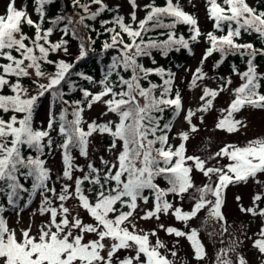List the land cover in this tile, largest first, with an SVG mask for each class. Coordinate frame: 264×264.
<instances>
[{"label": "snow or ice", "instance_id": "6c2138e0", "mask_svg": "<svg viewBox=\"0 0 264 264\" xmlns=\"http://www.w3.org/2000/svg\"><path fill=\"white\" fill-rule=\"evenodd\" d=\"M34 2L38 21H34L26 9H18L16 0H9L6 12L0 15V60L7 61L0 63V90L7 86L13 93L0 95V111L13 113L7 120L0 117V192L6 194L7 203L13 208H16L18 201L22 199V192L28 193V202L24 207H28L39 193L41 202L38 212L41 216L48 215V220L41 223L35 235L32 234L33 225L29 224L27 228L20 229L18 236L16 230L8 228L3 216L6 208L0 205V264H175V261L169 260L159 251L165 245L158 237L155 245L151 244L149 237L157 236L155 230L137 231L135 223L130 220L139 207L138 202L148 203L149 197L144 195V192H151L154 200L153 208L140 216L142 220H159L161 213L167 215L171 210V214L178 221H184L187 226V222L196 217L201 209L211 205L208 209L209 218L223 221V190L229 184L247 182L250 178H256L258 173H264V139L249 141L244 147L226 145L210 157H227L231 163L226 166L206 167L205 160L198 156L186 155L185 142L189 140L191 133L198 131L197 126L192 123V117L196 111L207 112L220 92L226 91L231 85V79L221 78L222 83L217 89L203 88L199 108L195 111L187 110L184 119L189 125V131L177 134L182 142L174 149L168 143L172 121L169 120L163 126L160 123L166 108H172L175 116L183 110L180 93L177 91L174 96L172 94L174 73L165 72L163 68H146L139 59L151 57L154 49H159L163 55H167L171 50L179 51L180 48L188 49L191 53L190 44L198 42L202 35H205L210 47L205 51L201 65L213 52L221 54V61L214 67H219L223 58L228 55H239L241 58L246 56L245 71L238 72L233 66V72L239 75L242 84L233 90L234 99L227 109V117L216 124L217 129L228 133L238 131L240 127L247 125L242 120L233 119L234 113L246 105L264 108V94L260 92V82L264 81V74L257 72L254 63L258 55L264 56V48H256L252 43L237 42L242 31L254 32L264 40V11L250 6L246 0H223L222 4L218 3V0H207L208 16L214 21L216 31L224 32L225 26L227 28L226 34L218 36L213 32L201 33L196 17L186 13L174 0H166L165 6L145 5L146 14L137 22L136 0H129L133 8L129 23H125L124 17L120 15H116L111 21H101L104 32L111 35V42L105 41L103 49H114L118 54L111 58L107 71L98 82L100 91L92 93L84 88L77 89L70 81L74 63L64 60L52 61L48 57L50 53L61 50L68 54V41L63 36L69 32L74 38L80 39L77 30L70 28V25L75 23L87 29L89 26L85 23L86 20L95 21L101 13L112 9L104 0H90V3L72 0L73 5L78 6L84 14L76 21L62 15L52 20L53 25L66 21L61 29L63 36L53 43L49 39L53 34V27H42L45 5L52 3V0ZM92 4L98 6L95 11H90ZM116 11L118 13V6ZM166 19L170 22L165 23ZM108 23L113 27H105ZM23 24L35 29L33 37L23 32ZM177 24L188 26L190 36L187 39L183 35H176L174 30ZM117 27L119 31L116 30ZM156 29H167L166 33H161L167 38L158 40L149 36L145 40V36ZM124 35L130 42L124 40ZM91 44H94L91 37H88L87 44L83 41L80 43V52L75 63L87 56ZM13 52L17 55H13ZM41 62L54 64L55 72L43 71ZM120 69L130 72V77L121 75ZM33 72L37 77L33 80L36 86L34 93L21 83L22 78L30 77ZM153 74L161 77L162 85L149 80V76ZM76 75L90 84L96 83L91 76L84 73ZM114 75L115 80L111 79ZM9 77H15V82ZM205 78L202 67H198L193 74L192 86H198L197 80ZM40 80H45L46 83H41ZM142 80L148 82V87L141 84ZM64 84H67L70 91L79 90L83 99L73 102L63 99ZM157 88L160 89L158 96ZM46 94L51 95L53 100H59L71 107L73 119L68 120L67 109L62 108L58 118L54 111L49 113L46 129L34 128V112L40 98ZM141 99L143 104L140 103ZM85 103L89 109L95 103H103L107 109L104 115L111 112L118 117V122L109 120L97 123L93 120L87 123L85 131L82 127L86 123L83 118ZM17 113L23 114L22 118H18ZM200 122L203 123V117ZM57 123L59 135L62 137V143L57 147L62 150L64 166L62 175L58 176L57 180L72 182L62 183L59 193L54 186L55 182L49 187L52 179L51 169L46 167L47 161L42 159L46 155V148L48 155L53 151L50 133ZM94 132L107 133L112 137L109 151L117 147V141L122 142V148L115 162L100 157L102 168H97L94 163L89 162L85 171L73 163L71 152L72 149H78L80 155L87 158L90 143L88 138ZM25 146L36 155L26 156L23 151ZM188 161H192L195 170L202 172L210 181L215 175V186L210 183L196 188L191 179L193 166H188ZM74 171L82 175L74 177ZM20 177L25 181L32 180L30 189L20 183ZM157 178H163L169 186L166 189L160 188L156 183ZM85 182L90 185L88 193L95 189L94 201L85 192ZM190 189H195L199 194L198 197H193L195 202L191 211L185 212L179 207H174L173 203L165 198L171 194L183 199ZM209 194L215 197L214 202L206 199ZM261 198L256 195L253 203ZM70 199L78 200L79 207L87 212L94 223H85L78 212L73 214L72 209L66 206ZM236 199L239 200L240 197ZM54 201H58V205L54 204ZM241 211L264 216V209L257 211L255 207H242ZM126 222L131 223V231L124 226ZM159 228L169 235L186 236L192 242L194 258H204L205 250L197 239L195 229L185 232L174 227L165 228L163 224H160ZM86 234H95L96 238L86 241ZM259 235L262 238L256 240L253 246L264 256V228ZM237 247V242L233 241L229 248L222 249L217 255V264H246L243 255L236 251ZM121 249L130 250L134 255L121 259L118 255ZM231 253L236 255L235 262L230 258ZM176 255L175 251L171 252V256Z\"/></svg>", "mask_w": 264, "mask_h": 264}, {"label": "rangeland", "instance_id": "374dc122", "mask_svg": "<svg viewBox=\"0 0 264 264\" xmlns=\"http://www.w3.org/2000/svg\"><path fill=\"white\" fill-rule=\"evenodd\" d=\"M109 4H119L121 11L124 13L125 17H129L131 11L130 6L124 0H104ZM184 5L193 10H198L199 12H204L205 0H180ZM24 0H16V7L19 9L23 6ZM9 3V0H0V13L3 11L4 7ZM137 18L141 16V10L138 9L136 12ZM77 49L75 46L68 48V54L63 53L59 55V58L64 61H70L76 54ZM197 59L188 63L184 68V73L194 74L195 68L193 62ZM203 72L206 74V78L202 80L201 89L198 90V86L193 87L188 96L184 97L185 113L182 117L174 121L173 126L177 130L189 131V125L185 121L184 117L188 109L195 111L201 103L200 97L203 94V88L210 86L215 88V82L210 79V75L215 74L208 72V61L205 60L203 65H201ZM221 74L224 75L222 72ZM37 78L34 77L33 80ZM231 85L226 91L220 92V94L213 100L212 107L204 113L196 111V114L192 117V123L198 128V131L190 134V138L185 142L186 145V155L198 156L206 161V167L215 166L221 167L226 166L231 161L227 157H216V159H210L216 152L226 145H235L237 147H244L249 141L256 139H264V108H253L243 107L234 116L236 120H242L247 126L240 127L238 131L228 133L225 130L217 129L216 124L221 120L226 114L227 109L231 101L234 99L233 90L241 84V79L239 75H234L231 78ZM33 80L26 83L25 88L33 91L35 90V84ZM41 83H46L45 80H40ZM199 93V94H198ZM103 103H95L90 109L85 113V125L92 121L94 118L100 116L101 112L104 110ZM60 107L59 104L53 100L51 95L46 94L44 97L40 98L38 102V107L36 108L33 116V126L36 129L43 128L49 120V113H58ZM223 110V111H222ZM109 116L108 114L105 115ZM203 117V123L200 122V118ZM90 143L88 147L89 155L87 158L75 154L74 164L79 165L81 168L86 169V165L89 162L95 164L97 168H102L100 163V157H103L110 162H115L119 144L115 149L109 151V146L103 142V136L99 134H93L88 138ZM177 139V143H181ZM188 166H193L192 161H188ZM49 168L51 169L52 182H55V187L57 193H59L62 183H72L71 181L57 180L58 176L62 175L63 166L61 165V155L56 152L49 162ZM226 170V169H225ZM82 173L74 171L73 176H81ZM191 179L195 184L196 188L203 187L207 184H212L215 186L217 177L212 176L211 181L208 177H205L202 172L195 170L193 166V171L191 173ZM53 186V183L51 187ZM88 188H85V192L89 195V198L94 201V193L87 192ZM195 189H190L189 193H186L181 199L180 197L174 195H168L165 197L169 202L173 203L174 207H179L183 211H191L194 204V196L198 197ZM256 195H260L262 198L259 201L253 203V198ZM51 196V193H49ZM240 197L239 200L236 198ZM206 199L212 200L214 202L215 197L209 194ZM41 197L36 196L34 204L27 210L23 212H4L3 216L7 222L9 229H14L17 235L20 234L21 228H27L29 224L33 225L32 234L35 235L38 231V227L42 222L48 220V215L41 216L38 212L40 207ZM58 201H54V204L58 205ZM139 207L136 209L133 217L130 218L132 223H135L137 231L143 229L146 232L155 230L157 236H150V242L154 246L157 237L163 242L165 247L159 249L162 255L167 256L169 260L175 261V264H217V255L222 249H227L236 241L238 247L236 251L243 255L246 260V264H264L263 257L258 250L253 249V242L262 237L259 235L261 231V225L264 223V216L252 215L251 213L241 211V208H253L255 207L257 211L264 209V173H258L256 178H250L247 182H239L229 184L226 189L223 190V204L221 212L225 217V220L218 221L214 218H209L208 209L211 205H207L205 208L197 214L196 217L192 218L187 222V226L184 221H178L172 214L171 210L167 215L161 213L160 219L155 218L142 220V216L146 211L153 208V200H149L147 204L142 201L138 202ZM66 206L72 209L73 214L79 213L80 217L85 223H94L92 218L79 207V202L76 199H70L66 202ZM36 215H33V213ZM112 214H110L111 216ZM114 218V217H113ZM163 224L165 228L174 227L181 231L190 232L192 229L197 231V239L205 250L204 258L201 260H196L194 258V249L192 247V242L187 239V237H176L174 234L169 235L164 230L159 228V225ZM124 226H127L131 231V223L126 222ZM226 229V230H224ZM95 234H86L85 240L95 239ZM175 251L177 253L176 257L171 256V252ZM119 257L123 259L125 256L134 255L130 250L121 249L118 253ZM230 258L235 262V253L229 254ZM143 258V257H142Z\"/></svg>", "mask_w": 264, "mask_h": 264}, {"label": "trees", "instance_id": "16d2710c", "mask_svg": "<svg viewBox=\"0 0 264 264\" xmlns=\"http://www.w3.org/2000/svg\"><path fill=\"white\" fill-rule=\"evenodd\" d=\"M124 1L131 8V11L129 13L128 18H126L124 13L121 11L119 4H109V3L104 1V3L106 5H108V7L110 9H112V11H106V12L101 13V15L99 17H97V19L95 21L86 20L85 23L88 24V26H89L87 29H85L81 25L75 24V23L70 25L69 26L70 28H75L77 30L80 39L74 38L72 36L71 32H69L68 35L63 36L61 29L65 26L66 21L61 22V23L56 24V25H53L51 23L52 20H55L56 17L61 16V15L65 16V17H69L73 21H76L79 19V17L81 15L84 14L78 6L73 5L72 0H52V3L45 5V19H44L42 27L44 29H47L48 27H53V34L50 36L49 39L53 43H55V42L59 41L61 39V37L63 36V38L68 41V45H67L68 48L71 46H75L77 49V52L74 55V57L70 61H66L69 63H74V65H75L73 67V69L71 70L72 75L69 79L72 83H74V85L76 86L77 89L84 88V89L89 90L92 93H97L100 91V86H99L98 82L102 79L105 72L107 71V65L111 63V58L118 54L114 49H109L108 51H105L103 49L102 45L104 44L105 41L111 42V35L109 33L104 32V28L101 27V21H105V20L111 21L116 15H120V16L124 17L125 23H129L130 22V14L132 13L133 8H132V5L130 4L129 0H124ZM176 2H178L180 4L182 9L186 13L192 14L196 17L201 33L207 34L208 32H213L214 34H216L218 36L226 34V30H227L226 26H225L224 32H218L214 28V21L209 19V16H208L207 8L209 5H208L207 0H205V7H204L203 13L199 12L198 10H193V9L187 8L184 5V3L180 0H174V3H176ZM246 2L250 6L258 9L259 11H264V0H246ZM81 3H90V0H81ZM218 3L222 4L223 0H218ZM136 4H137V8L135 9V11L137 12L138 9L141 10V16L139 18H137V22H138L139 20L143 19L145 14H146L145 5L154 4L155 6H165L166 0H136ZM7 5L4 7V9L0 13V15H3L6 12ZM117 6L119 8L118 13L116 11ZM35 7H36V5H35L34 0H24L23 6L19 9H26L28 15L34 21H38L39 17L35 12ZM97 7H98L97 5L92 4L90 7V11H95L97 9ZM169 22H170V20H168V19L165 20V23H169ZM105 27H113V25L111 23H108L107 25H105ZM92 29H95V31H93ZM22 30L29 37H33L35 34V29L32 27H29L27 24L22 25ZM116 30L119 31V28L117 27ZM167 31H168L167 29H156L152 32H149L145 36V40H147L149 36L152 38L158 39V40H165L167 38V36L161 35V33H166ZM174 31H175L177 36L183 35L186 39L190 36L189 28L185 24H177ZM88 37H91V39L94 41V44L90 45L91 50L88 51L87 56L84 59L80 60L78 63H75L76 58L78 57L79 52H80V47H79L80 43L83 41L85 44H87L88 43ZM124 40L126 42H130L126 35H124ZM237 42L238 43H252L256 48H264V40H261L259 38V36L254 32L248 33V32L242 31L241 36ZM208 47H210V45L206 41L205 35H202L199 38L198 42L190 44L191 53L189 52L188 49L180 48L179 51L171 50V51H168L167 55H163L159 49H154V50H152L151 57L145 56V57H141L139 59V62L141 64H143L144 67H146V68H163L165 70V72L174 73V80H173V85H172L173 93L172 94L174 96L175 93L178 91L182 97L183 110L181 111V113L178 116H175L172 108H166L165 112L163 113V119L160 121L161 126H163V124L168 122L169 120H171L173 123L178 118H180L184 115V113H185V109H184L185 108V105H184L185 99H184V97H186L190 94L191 89L193 87H196V86H192L193 74H188L187 72L184 73V68L188 63H190L191 61H193L195 59H197L196 62H193L195 70L198 67H200L201 66V59L203 58L205 51L207 50ZM63 53L64 52L62 50L57 52V53H50L48 59H50L52 61L63 60V59L59 58V55H62ZM13 55H17V54L15 52H13ZM37 55H38V53H37ZM153 60H155V63H153ZM207 61H208V65H209L208 72L209 73H213V72L215 73L213 75H210V77L208 78L210 80L213 79V81L215 82V85H216L215 88H212L210 86H206L210 89H217L218 86L222 83L221 78L230 79L232 76L237 75L233 72V66H235V68L238 72H243L247 69V64H246L247 57L246 56L244 58H241L239 55H228L226 58H223V61H222V63L219 64V67H214L219 61H221V54L219 52H213V54L207 58ZM0 63H7V61L0 60ZM41 63H42V70L45 71L46 73L55 72L56 69H55L54 64H44L43 62H41ZM254 63L256 65L257 72L264 74V56L258 55L256 57ZM30 71H32V70H30ZM119 71H120L121 75L125 76V78H128L131 75L130 72H124L122 69H120ZM222 72L224 73V75L221 74ZM76 73H84L85 75L91 76L93 78V80L96 81V83L90 84L88 81L83 80L81 77L76 75ZM34 77L37 78L33 72V74L30 77L22 78L21 83L25 87L26 83L28 81L33 80ZM9 79L12 82H15V80H16L15 77H9ZM111 79L115 80L116 79L115 75ZM149 80L154 84H158V85L163 84V80L161 79V77L158 75H155V74L150 75ZM202 80H197V82H196L197 85H199L198 90L201 89ZM260 83H261L260 92H261V94H264V81H261ZM141 84L144 87H148L147 81L142 80ZM241 84H242V81H241ZM118 90H119V88H117V91ZM63 91L65 93L63 99L68 100L69 102H73V101L83 99L82 93L79 90L70 91L68 89L67 84L63 85ZM159 93H160V89L157 88L156 89V95L158 96ZM0 95H13V93L10 91V89L7 86H5L3 88V90H0ZM105 99H107V97ZM55 101L60 106L58 113H56L57 118H58L59 112L62 110V108H66L67 113H68L67 119L68 120L73 119V117L71 115L72 108L69 107L68 105L62 104L59 100H55ZM140 103L143 104V99L140 100ZM201 103H200V106H201ZM245 107H249V106L246 105ZM88 109L89 108L87 107V104L85 103L84 104V112H83L84 120H85V113ZM105 112H107L106 107H104V110L101 112L100 116L97 118H94L93 120H95L97 123H105L109 120L118 122V117L115 114L108 112L107 114L109 116L106 117L104 115ZM197 112H199V111H197ZM200 113H204V112H200ZM236 113L233 114V119H234V117H235L234 115ZM11 115H13V113H11V112L4 113V112L0 111V117H3L5 120H7ZM16 115L18 116V118H22L23 114L17 113ZM157 115H159V113H157ZM227 115H228V113L222 119L227 117ZM92 121H90L89 123H91ZM47 124L43 127L44 129L47 128ZM82 127L85 129V131L87 130V125L83 124ZM93 134H99V135L103 136V142L106 143L107 146L111 145L112 137L110 135H108L107 133L100 134L99 132H94ZM177 134L178 133L175 132V129L172 126L171 131L168 133V137H169L168 143L170 145H172L174 149H175V147H178L180 145V143H177V139L179 141H181ZM50 135L53 139V151L50 155H48L47 154L48 149L46 148L45 149L46 155L43 156L42 159H45L47 161L46 167L49 168V162H50L51 158L53 157V155L56 152H59L61 155V165L63 166L62 150L57 147V145L62 143V137L59 135V131H58V123L56 125H54V130L50 133ZM117 144H119V150L117 153V155H118L121 148H122V142L117 141ZM156 146L159 147V145H156ZM23 151H24V154L26 156L27 155H33V156L36 155L35 152L29 150L26 146L24 147ZM75 154L81 156L78 149H72L71 155L73 157V163H74V159H75ZM86 170H87V168L85 169V171ZM20 183L26 189H30L31 184H32V180L28 179L27 181H25L23 177H20ZM156 183L162 189H166L169 186L163 178H157ZM51 185H52V179L49 182V187H51ZM89 187H90V185L87 182H85L84 188H89ZM93 193L95 196V189H93ZM37 195H39V193H37L36 196ZM144 195L148 196L150 201L154 200L151 192L146 190L144 192ZM21 196H22V199H20L18 201L17 207L13 208L12 206L8 205L6 194L4 192H0V205H3L6 208V211L11 212V213H16V212H23V211L29 209L34 204V202L36 200V196H35L32 199V202L28 205V207H24V205L28 202V193L22 192ZM117 207H119V205H117ZM124 210L127 211L126 208ZM261 228H264V223H262ZM254 243L255 242H253V245H254ZM253 249L258 250L254 246H253ZM263 260H264V257H263Z\"/></svg>", "mask_w": 264, "mask_h": 264}]
</instances>
